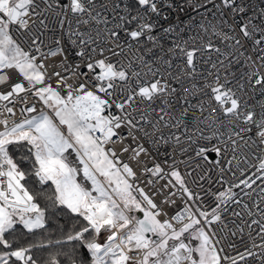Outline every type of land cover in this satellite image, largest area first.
Returning <instances> with one entry per match:
<instances>
[{
  "label": "snow or ice",
  "instance_id": "1",
  "mask_svg": "<svg viewBox=\"0 0 264 264\" xmlns=\"http://www.w3.org/2000/svg\"><path fill=\"white\" fill-rule=\"evenodd\" d=\"M0 264H264V0H0Z\"/></svg>",
  "mask_w": 264,
  "mask_h": 264
}]
</instances>
